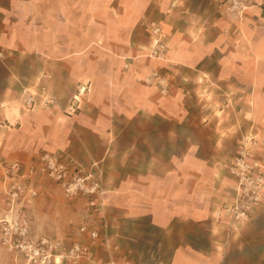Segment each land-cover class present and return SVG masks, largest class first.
<instances>
[{
    "label": "crops",
    "instance_id": "obj_1",
    "mask_svg": "<svg viewBox=\"0 0 264 264\" xmlns=\"http://www.w3.org/2000/svg\"><path fill=\"white\" fill-rule=\"evenodd\" d=\"M240 3L0 0V215L3 164L18 161L27 173L38 153L56 152L100 171L101 211L91 215L40 172L20 179L36 191L21 209L40 230L48 216L56 243L60 188L64 232L71 221L70 238L94 250L79 264H132L125 243L172 247V263L184 262L185 243H258L264 263V189L244 219L230 225L225 209L237 198L227 164L242 146L264 174V0ZM121 5L141 9L122 15ZM41 85L54 98L47 107ZM81 86L79 109L67 115ZM29 93L34 109L24 104ZM84 223L96 239L77 231Z\"/></svg>",
    "mask_w": 264,
    "mask_h": 264
},
{
    "label": "built area",
    "instance_id": "obj_2",
    "mask_svg": "<svg viewBox=\"0 0 264 264\" xmlns=\"http://www.w3.org/2000/svg\"><path fill=\"white\" fill-rule=\"evenodd\" d=\"M240 0H231V8L240 7ZM154 33L159 32L153 26ZM156 54V50L152 51ZM85 90L84 86L77 89L72 96L76 103H70L65 113L72 115L79 109L77 95ZM42 106L47 107L54 98L48 95L46 85L40 86ZM24 104L29 109L35 107V97L29 93L24 98ZM248 148L242 146L239 152L227 164L228 170L234 178L237 198L233 203L225 206L229 215V224L244 219L249 207L260 198L264 189V174L257 171L259 164L256 161H247ZM96 167V164H93ZM40 172L46 179L58 185L68 197H81L89 213H97L102 209V195L105 192L100 179V171H87L76 160H61L59 153L42 151L35 156L34 162L24 173L18 161H7L3 164V176L6 181V206L0 215V243L15 255H19L27 262L33 264H61V259L66 258L77 261L80 258L90 257L92 252L89 246L79 241L72 244L62 253H55L56 245L48 237L33 239L30 237V221L27 213L21 209L22 200L34 197L35 189L26 188L20 179L26 175ZM105 225V222H103ZM80 232H87L90 239L99 236L98 229L91 223H84L79 227Z\"/></svg>",
    "mask_w": 264,
    "mask_h": 264
},
{
    "label": "rangeland",
    "instance_id": "obj_3",
    "mask_svg": "<svg viewBox=\"0 0 264 264\" xmlns=\"http://www.w3.org/2000/svg\"><path fill=\"white\" fill-rule=\"evenodd\" d=\"M106 9H109L112 11V8L110 6H106ZM131 9L132 11H135L137 13L140 12L139 9L141 7H128L127 5H121L120 6V13L128 14ZM146 12V11H144ZM148 13H151V10L148 11ZM150 24V23H149ZM153 24V23H151ZM153 26H156L153 24ZM142 27H145V24L143 22H137L132 26V31H134L137 35L142 34ZM157 27V26H156ZM192 109L194 112L197 111L196 106H192ZM252 138L249 137L248 143H251ZM249 149V148H248ZM55 184V183H54ZM58 186V185H57ZM62 190V189H61ZM60 188L57 187L58 197L55 199V205H56V218L59 220L60 227L55 231L56 235V249L55 253H62L64 250H66L73 241H80L78 238H75V236L70 238V234H74L73 231L76 227L74 224L71 223L70 225H73V227H70L67 232H64L62 223L65 219H67V215L63 209L62 202L60 198L61 196L64 197L62 191ZM84 200V199H83ZM44 206V203L40 205L42 208ZM7 208V206L4 208V210ZM27 208V207H26ZM3 210V211H4ZM27 211V216L29 217L30 221V228L33 235H42L41 237H48L49 234V218L48 216H43V220L40 221L41 224V230L38 229L37 225L35 226L32 221H34L35 216H32L29 212V209H25ZM75 227V228H74ZM43 229V230H42ZM78 232L79 228H77ZM63 230V231H62ZM69 237V238H68ZM50 239V238H49ZM52 241V240H51ZM84 244V243H82ZM91 245L93 243H90ZM139 247H131L128 243L123 244V248L121 253L123 256H126V258L133 259L132 264H260L257 261L258 256L261 255L262 249L258 247V243H248L245 245V248H242L239 245V243H185L181 256L184 257L183 263H172L173 260V251L172 247H156L155 243H136ZM171 244V243H169ZM150 245V246H149ZM89 246V244H88ZM90 248V246H89ZM91 249V256L90 257H84L80 258L77 261H72L66 258L61 259V264H79L82 261H91L94 258V250ZM120 252V251H119ZM119 252L117 251L116 255L119 256ZM17 261L20 260L21 264H33L27 262L24 258H22L19 255H15L12 251L7 250L1 243H0V264H14L15 259ZM15 260V262H16ZM92 264V263H89ZM264 264V263H261Z\"/></svg>",
    "mask_w": 264,
    "mask_h": 264
}]
</instances>
